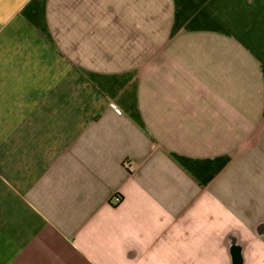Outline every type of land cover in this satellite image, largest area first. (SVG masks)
<instances>
[{"label":"crops","instance_id":"crops-1","mask_svg":"<svg viewBox=\"0 0 264 264\" xmlns=\"http://www.w3.org/2000/svg\"><path fill=\"white\" fill-rule=\"evenodd\" d=\"M0 264H264V0H0Z\"/></svg>","mask_w":264,"mask_h":264},{"label":"built area","instance_id":"built-area-1","mask_svg":"<svg viewBox=\"0 0 264 264\" xmlns=\"http://www.w3.org/2000/svg\"><path fill=\"white\" fill-rule=\"evenodd\" d=\"M111 107L113 108L116 114L121 115L120 109L115 104H112Z\"/></svg>","mask_w":264,"mask_h":264}]
</instances>
